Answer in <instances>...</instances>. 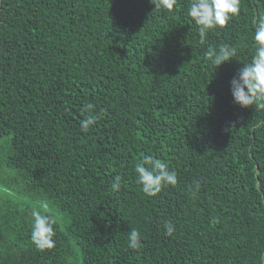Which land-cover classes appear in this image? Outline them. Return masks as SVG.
Returning <instances> with one entry per match:
<instances>
[{"label":"trees","instance_id":"obj_1","mask_svg":"<svg viewBox=\"0 0 264 264\" xmlns=\"http://www.w3.org/2000/svg\"><path fill=\"white\" fill-rule=\"evenodd\" d=\"M190 2L0 0V264H264V110L230 91L264 0H241L204 44ZM221 44L237 52L215 68ZM145 155L177 184L143 193ZM41 203L57 220L44 250Z\"/></svg>","mask_w":264,"mask_h":264},{"label":"clouds","instance_id":"obj_2","mask_svg":"<svg viewBox=\"0 0 264 264\" xmlns=\"http://www.w3.org/2000/svg\"><path fill=\"white\" fill-rule=\"evenodd\" d=\"M157 9L172 10L177 0H150ZM241 0H191L188 15L198 26L200 43L204 44L209 31L217 27L223 28L228 21L240 13ZM254 44L255 53L250 62L243 64L236 75L230 81V91L233 102L240 107H251L264 110V16L255 20ZM237 49L228 44H221L218 48L209 46L205 53L206 58L215 67L230 61L236 56ZM94 105L88 103L85 109L91 113ZM97 116L90 114L81 122V130L87 131L96 123ZM137 183L143 193L155 196L164 187L177 184V175L170 171L168 165L158 158L145 155L141 163L134 165ZM114 191L121 188V177L117 175L112 183ZM200 183L196 182V190ZM195 195V193H193ZM32 217L31 240L39 250L51 249L55 245L54 225L56 217L48 214V205L41 203L33 207L30 213ZM165 233L171 236L175 231V225L171 222L165 224ZM128 247L138 250L141 247V234L138 229H131L128 235Z\"/></svg>","mask_w":264,"mask_h":264}]
</instances>
